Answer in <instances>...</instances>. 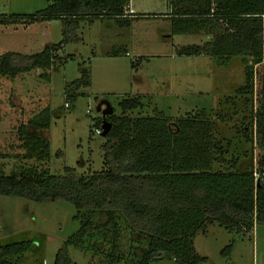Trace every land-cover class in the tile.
<instances>
[{
	"label": "rangeland",
	"instance_id": "rangeland-1",
	"mask_svg": "<svg viewBox=\"0 0 264 264\" xmlns=\"http://www.w3.org/2000/svg\"><path fill=\"white\" fill-rule=\"evenodd\" d=\"M47 4L48 0H0V15H35ZM128 7L132 16L123 20L81 21L69 40L53 53L49 68L15 78L0 76V170L6 175L32 166L51 175H61L66 169L75 175L103 171L105 138L95 132V123L102 120L96 111L101 100H107L117 114L118 103L138 97L143 110L133 112V116L158 114L173 122L204 110L232 113V106L228 110L223 102L244 86L241 58L219 64L212 57L182 54L188 48L211 43L215 34L225 29L223 24L218 22L217 32L210 34H178V25L168 18L169 0H129ZM63 31L62 21L0 24V57L8 53L38 54L47 45L62 42ZM263 74L264 65L254 68V111L261 100ZM85 78L88 85L76 91L75 101L68 100L66 86ZM46 108L51 112L44 133L49 157L40 164L23 160L18 127ZM235 111L230 121L218 124L217 140L222 145L231 141L224 167L230 168L235 160L243 167L251 155L253 170L259 167L263 171L259 139L254 136L252 143L243 141L242 114ZM75 214L64 201L39 204L0 196V246L31 241L22 264H53L58 250L78 230ZM106 221L104 214L95 215V232L82 251L68 247L73 264H139L133 251L144 247L141 237H133L117 220V236L103 235ZM94 243L100 245L97 253L91 250ZM192 243L198 264H264V224H256L249 233L208 224ZM155 264L176 263L166 254Z\"/></svg>",
	"mask_w": 264,
	"mask_h": 264
},
{
	"label": "trees",
	"instance_id": "trees-1",
	"mask_svg": "<svg viewBox=\"0 0 264 264\" xmlns=\"http://www.w3.org/2000/svg\"><path fill=\"white\" fill-rule=\"evenodd\" d=\"M128 6L129 0H48L46 8L35 15H0L1 25L64 23V40L59 44L47 45L32 56H1L0 76L15 78L49 68L53 53L81 21L123 20L130 16ZM169 6L168 18L178 25V34L217 32L218 22L225 27L211 43L182 54L212 57L219 64L241 58L244 86L223 102L228 110L232 106V113L204 110L173 122L158 114L133 116L143 108L138 97L127 98L118 103L117 114L113 111L106 117L110 130L102 146L103 171L75 175L66 169L61 175H51L32 166L6 175L0 170V196L39 204L64 201L76 211L73 221L78 230L58 250L53 264H73L68 247L83 250L95 232L93 219L100 213L107 218L103 235L117 236V220L133 237H141L144 247L133 251L139 264H155L166 254L176 264H198L192 239L208 224L245 233L264 224V185L256 188L254 184L251 155L243 167L235 160L226 168L224 155L231 141L222 145L217 140L218 124L230 121L237 109L242 114L241 138L252 143L258 137L264 153V78L258 109L253 110L254 68L264 65V0H169ZM88 83L85 78L66 86L67 99L75 101L76 91ZM50 113L46 108L18 127L23 160L47 161L49 144L44 133ZM101 123H95L96 129H101ZM259 166L264 168V159ZM257 170L264 173V169ZM31 247V241L0 246V264H22ZM99 249L98 244L91 246L94 253Z\"/></svg>",
	"mask_w": 264,
	"mask_h": 264
},
{
	"label": "water",
	"instance_id": "water-1",
	"mask_svg": "<svg viewBox=\"0 0 264 264\" xmlns=\"http://www.w3.org/2000/svg\"><path fill=\"white\" fill-rule=\"evenodd\" d=\"M96 111L101 114L102 123H101V137H105L110 130V124L106 121L107 116L113 115V109L107 100H101L97 106ZM256 188H259L260 185L256 183Z\"/></svg>",
	"mask_w": 264,
	"mask_h": 264
},
{
	"label": "built area",
	"instance_id": "built-area-1",
	"mask_svg": "<svg viewBox=\"0 0 264 264\" xmlns=\"http://www.w3.org/2000/svg\"><path fill=\"white\" fill-rule=\"evenodd\" d=\"M65 106L67 107L68 105L65 104ZM95 132L97 135L101 134V129H95ZM253 176H254V184L256 185V183H258L259 185H264V173L259 172L258 170H254L253 171Z\"/></svg>",
	"mask_w": 264,
	"mask_h": 264
},
{
	"label": "crops",
	"instance_id": "crops-1",
	"mask_svg": "<svg viewBox=\"0 0 264 264\" xmlns=\"http://www.w3.org/2000/svg\"><path fill=\"white\" fill-rule=\"evenodd\" d=\"M130 10V7H128V10H127V14L132 16L130 12H128Z\"/></svg>",
	"mask_w": 264,
	"mask_h": 264
}]
</instances>
